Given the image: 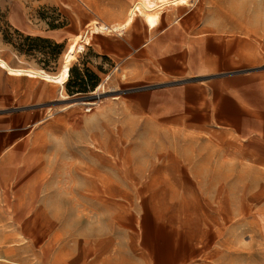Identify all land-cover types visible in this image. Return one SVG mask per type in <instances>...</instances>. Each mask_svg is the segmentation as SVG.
Here are the masks:
<instances>
[{
    "label": "rangeland",
    "instance_id": "rangeland-1",
    "mask_svg": "<svg viewBox=\"0 0 264 264\" xmlns=\"http://www.w3.org/2000/svg\"><path fill=\"white\" fill-rule=\"evenodd\" d=\"M16 1L32 6L38 0ZM234 1L264 58V0ZM80 2L86 11L87 0ZM106 9L82 27L81 37L88 34L89 41L96 22L121 27L108 21L113 12ZM30 14L51 27L74 18L60 4ZM0 32V57L9 65L52 73L73 41L18 33L6 24L5 10ZM78 54L65 84L69 98L61 100L51 82L9 75L14 98L0 99V263L39 264L41 258H83L88 252L102 257L99 243L106 240L112 258L128 259L124 264H264V235L248 203L232 200L229 186H188L173 177L182 172L174 163L184 155L177 145L168 153L175 139L149 136L145 126L134 131V120L121 112L126 81L120 69L104 70L90 52L76 60ZM176 141L182 144V138Z\"/></svg>",
    "mask_w": 264,
    "mask_h": 264
},
{
    "label": "crops",
    "instance_id": "crops-1",
    "mask_svg": "<svg viewBox=\"0 0 264 264\" xmlns=\"http://www.w3.org/2000/svg\"><path fill=\"white\" fill-rule=\"evenodd\" d=\"M98 1L87 0L83 11L80 0H38L32 6L0 0V11H6L10 29L56 43L80 35L89 21L101 19L102 8L111 7L108 21L123 25L131 0H101L102 7ZM53 4L70 9L73 22L51 27L30 14ZM235 4L234 0H191L161 10L153 26L136 17L119 33L92 32L76 60L90 52L94 62H103L104 70L116 65L126 81L121 112L134 120L138 128L134 131L145 126L149 136L175 139L168 153L175 145L181 148L183 159L174 163V170L182 172L173 177L188 186H229L232 200L248 203L264 235V58L256 53L255 34ZM2 41L0 32V46ZM9 75L0 66V99L14 98ZM180 138L182 144L176 141ZM99 244L102 257L88 252L83 258H41L39 264L128 262L111 257L112 242Z\"/></svg>",
    "mask_w": 264,
    "mask_h": 264
},
{
    "label": "bare ground",
    "instance_id": "bare-ground-1",
    "mask_svg": "<svg viewBox=\"0 0 264 264\" xmlns=\"http://www.w3.org/2000/svg\"><path fill=\"white\" fill-rule=\"evenodd\" d=\"M186 4L188 3V0H132L129 4L130 8L127 11L126 18L123 22V25H120L121 27H127V25L134 20L138 15L143 16L146 23H148L149 26H153L157 23L159 16H160V10L169 5H179V4ZM118 25L112 26L113 29H119L121 28ZM106 28H109L108 26L96 22V25L93 27V31L91 32H99L100 30H104ZM90 29V28H89ZM88 32V33H91ZM80 35L76 37H72L73 41L68 45L65 53H64V62L61 65L60 69L56 73L49 72L43 68H23V67H14L9 65L3 58L0 57V66L5 69L9 74L14 76H26L28 78H40L43 81L51 82L55 85H57L59 89V93L61 95L62 99H67L69 96H67L65 91V84L69 79L70 76V63L73 59H75L76 54L78 52H81L84 50L85 46L84 44L87 42L88 37H81V40L84 42H79ZM83 38V39H82ZM109 79V76L105 78L104 81H102L96 90H99L105 83L106 80ZM97 91H92L90 94L93 95ZM91 104V102H89ZM87 111H89L87 109ZM264 230V227H263Z\"/></svg>",
    "mask_w": 264,
    "mask_h": 264
},
{
    "label": "built area",
    "instance_id": "built-area-1",
    "mask_svg": "<svg viewBox=\"0 0 264 264\" xmlns=\"http://www.w3.org/2000/svg\"><path fill=\"white\" fill-rule=\"evenodd\" d=\"M107 26V25H106ZM109 28H106V29H104V30H106V31H108L109 33L110 32H118V30L119 29H113V28H111V26H108Z\"/></svg>",
    "mask_w": 264,
    "mask_h": 264
}]
</instances>
